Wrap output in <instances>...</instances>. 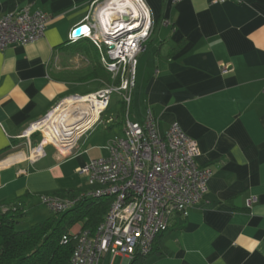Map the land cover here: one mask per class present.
Instances as JSON below:
<instances>
[{"label":"crops","instance_id":"crops-1","mask_svg":"<svg viewBox=\"0 0 264 264\" xmlns=\"http://www.w3.org/2000/svg\"><path fill=\"white\" fill-rule=\"evenodd\" d=\"M106 1L0 0V16L27 9L49 17L41 38L0 52V164L24 155L0 166V202L28 195L37 205L41 195L86 186L73 182L86 163L83 143L66 158L46 146L45 157L31 163L28 145H36L39 134L21 136L62 98L93 93L110 81L91 41H68ZM144 2L153 50L137 59L128 118L142 123L150 110L161 131L177 123L197 145L198 166L210 170L202 201L171 219L146 264H264V0ZM91 82L98 87L90 90ZM69 160L73 172H64ZM80 230L76 224L69 233ZM100 264L129 263L106 254Z\"/></svg>","mask_w":264,"mask_h":264},{"label":"built area","instance_id":"built-area-1","mask_svg":"<svg viewBox=\"0 0 264 264\" xmlns=\"http://www.w3.org/2000/svg\"><path fill=\"white\" fill-rule=\"evenodd\" d=\"M130 1L138 8V15L130 9H125V14H114L111 7L110 19L103 20L100 8L112 3L107 0L68 34L69 42L91 41L100 54L102 67L119 84L62 98L43 117L29 124L21 136L28 139L39 134L37 144L28 145L26 159L31 163L45 157L46 146L69 154L101 124L113 94L121 95L125 103L121 131L105 145L106 155L76 170L91 187L86 195L106 198L109 204L94 232L80 230L62 237V242L69 237L76 240L69 264H100L106 254L121 256L128 263L136 255L147 256L154 240L168 230L171 219L186 215L207 191L210 170L198 166L197 145L177 123L161 131L150 110L142 123L128 118L137 59L145 51L152 32V19L144 0ZM226 1L238 0H213ZM48 21V15L40 10L21 9L0 16V52L12 45L35 42L42 37ZM79 27H83L82 34L73 37L71 32ZM104 122L109 126L113 118ZM76 201L77 198L55 195L38 197L39 204L54 213L69 210ZM254 202L253 198L248 199L246 206L249 208Z\"/></svg>","mask_w":264,"mask_h":264},{"label":"trees","instance_id":"trees-1","mask_svg":"<svg viewBox=\"0 0 264 264\" xmlns=\"http://www.w3.org/2000/svg\"><path fill=\"white\" fill-rule=\"evenodd\" d=\"M117 96V108L113 111L117 115L108 129L117 126V133H120L125 103L121 95ZM90 189L86 185L65 194H55L62 198H77V201L69 210L51 212L46 219L21 231L15 226L19 220L29 216V209L34 205L32 198L25 195L0 202V264H69L76 240L69 237L67 242H62V237L68 236L70 228L76 224H80L81 230L94 232L108 211L109 200L87 196ZM37 205L42 206L38 202ZM3 207L6 209L2 210ZM157 238L150 254L136 255L129 264H146L147 259L156 253Z\"/></svg>","mask_w":264,"mask_h":264},{"label":"rangeland","instance_id":"rangeland-1","mask_svg":"<svg viewBox=\"0 0 264 264\" xmlns=\"http://www.w3.org/2000/svg\"><path fill=\"white\" fill-rule=\"evenodd\" d=\"M73 31L71 32V34L73 33ZM156 39L157 38H155V40ZM85 48H86V51H88L91 56H94L95 53H94L93 50H90V47H85ZM146 50L152 52L153 47L151 46V43L149 44L147 42L145 44V51L144 52H146ZM144 52L141 53V54H144ZM139 56H138V59H139ZM136 69H137V71H136L137 72L136 85H137L138 82H139V80H138V77H139V74H138L139 66L136 67ZM88 83H90V82H88ZM106 83H107L106 85H116L117 86L119 84V81H118L117 78H113L112 77V78H110V81L108 80V82H106ZM91 84H92V87H91ZM91 84H90V87L91 88H89L90 90H94V89H96L98 87V83L97 82H91ZM117 95L118 94H113L112 100H111V104H110L111 105L110 106L111 108H108V110L102 116V118H101V120H102L101 124H99L90 135H88L87 137H85L83 139V141L81 140L78 143L77 147L75 148V149H77L78 146L81 143H83L82 144V148L80 150V154H81V157L83 158V160L86 161L85 164L89 163L91 161V159H93V158H98V157L104 156L105 153H106V151L104 150V146L107 144V142L109 141V139L111 137H113L117 133V130H118V127L117 126L112 127V130H108L107 129L108 125L106 126L105 125V122H104L108 118H113V121L115 120V116L117 114L115 112H113V111H115L114 110L115 107L117 108V105L115 103L116 102V99H118V96ZM124 110H126V109L124 108ZM132 113H133V109L130 108L128 116H129V118L131 120H133ZM124 114H125V112H124ZM50 151H51V149L49 147H47L46 148V152L48 154H50ZM73 164H74V161H70V160L67 161L66 163L64 162L62 164L63 171L64 172H73V168H72V165ZM85 164H83L81 167H83ZM73 176L76 178V179H73V182H75L76 187L78 185L79 186L80 185L84 186L86 184V178L84 176H82V175H78L76 173V171L73 174ZM65 198H68V197H65ZM5 209L6 208L3 207L2 210H5ZM50 215H51V211L48 210L47 207H45V206H39V205H33L29 209V216H27L24 219L19 220V222L15 226V229L18 230V231L25 230V229L29 228L31 225H33V224H35L37 222H40V221L46 219ZM114 262L117 263L116 261H114Z\"/></svg>","mask_w":264,"mask_h":264},{"label":"bare ground","instance_id":"bare-ground-1","mask_svg":"<svg viewBox=\"0 0 264 264\" xmlns=\"http://www.w3.org/2000/svg\"><path fill=\"white\" fill-rule=\"evenodd\" d=\"M112 7V13H121V14H125V9H130L134 15H138L139 14V10L138 8L134 5L133 2H131L130 0H112L111 5L109 3H107V5L103 8H100V13H101V18L103 20H109V15H110V8ZM113 17V16H112ZM24 158L23 154L20 155H16V156H11L10 158L6 159V161H4L3 163L0 164V166L8 163L11 164L13 162L16 161H20Z\"/></svg>","mask_w":264,"mask_h":264},{"label":"water","instance_id":"water-1","mask_svg":"<svg viewBox=\"0 0 264 264\" xmlns=\"http://www.w3.org/2000/svg\"><path fill=\"white\" fill-rule=\"evenodd\" d=\"M123 20H126V17L125 16H123ZM82 30H83V27H80V28L75 29L73 31V33H72V36L73 37H79L82 34ZM72 154H73V152L72 153H69V154H66V156H64V157L66 158V157H68V156H70Z\"/></svg>","mask_w":264,"mask_h":264},{"label":"clouds","instance_id":"clouds-1","mask_svg":"<svg viewBox=\"0 0 264 264\" xmlns=\"http://www.w3.org/2000/svg\"><path fill=\"white\" fill-rule=\"evenodd\" d=\"M80 28V27H79Z\"/></svg>","mask_w":264,"mask_h":264}]
</instances>
